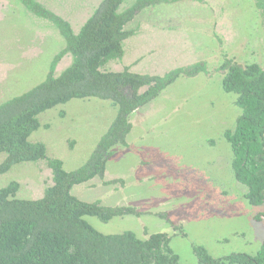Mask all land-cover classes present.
I'll return each mask as SVG.
<instances>
[{"label": "rangeland", "instance_id": "rangeland-1", "mask_svg": "<svg viewBox=\"0 0 264 264\" xmlns=\"http://www.w3.org/2000/svg\"><path fill=\"white\" fill-rule=\"evenodd\" d=\"M77 32L102 0H37ZM123 59L110 71L164 75L178 67L205 63L207 72L180 77L131 117L127 145L115 149L102 179L75 186L72 194L105 207H131L137 215L103 223L85 220L98 232L131 231L145 239L166 234L180 264H197L194 247L217 259L256 254L264 238L263 212L245 199L246 188L231 170L232 152L224 138L240 110L224 93L219 67L225 57L239 65L264 68V19L254 0H183L142 12ZM64 46L57 30L28 13L16 0H0V104L42 82L52 57ZM70 62L65 57L59 74ZM116 115L110 102L74 99L39 116L30 140L71 172L89 159ZM5 156L0 154V165ZM19 184L17 198L36 200L52 185L46 161L13 166L0 174V188Z\"/></svg>", "mask_w": 264, "mask_h": 264}, {"label": "trees", "instance_id": "trees-1", "mask_svg": "<svg viewBox=\"0 0 264 264\" xmlns=\"http://www.w3.org/2000/svg\"><path fill=\"white\" fill-rule=\"evenodd\" d=\"M32 16L50 23L64 41L52 57L45 79L35 87L0 104V154L5 156L0 174L13 166L46 161L52 185L36 200L17 198L19 184L0 188V264H180L166 234L145 239L131 231L103 234L86 217L103 223L115 217L137 215L131 207H105L87 203L72 189L95 178L102 179L115 149L127 145L132 132L130 117L155 101L180 77L207 72L205 63L178 67L164 75L107 70L120 61L133 36L130 24L144 11L183 0H102L75 32L71 24L37 0H16ZM201 1V0H188ZM264 19V0H254ZM70 62L59 74L56 67L65 57ZM224 93L235 95L240 110L232 131L224 138L232 152L231 170L246 188L245 199L264 217V68L257 63L239 65L225 57L219 67ZM110 102L116 115L99 139L87 162L68 172L63 162L46 156L41 142L31 135L40 128L39 116L74 99ZM197 264H264V238L254 255L233 253L211 257L205 248L194 247Z\"/></svg>", "mask_w": 264, "mask_h": 264}]
</instances>
